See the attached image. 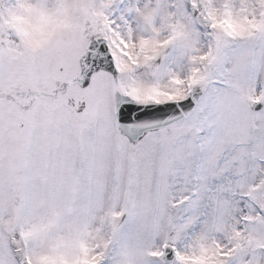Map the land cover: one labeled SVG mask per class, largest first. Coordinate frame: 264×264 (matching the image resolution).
I'll return each instance as SVG.
<instances>
[{
  "label": "snow or ice",
  "instance_id": "6c2138e0",
  "mask_svg": "<svg viewBox=\"0 0 264 264\" xmlns=\"http://www.w3.org/2000/svg\"><path fill=\"white\" fill-rule=\"evenodd\" d=\"M0 264H264V0H0Z\"/></svg>",
  "mask_w": 264,
  "mask_h": 264
}]
</instances>
